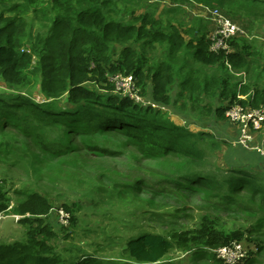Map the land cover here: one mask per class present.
Wrapping results in <instances>:
<instances>
[{
  "label": "trees",
  "instance_id": "trees-1",
  "mask_svg": "<svg viewBox=\"0 0 264 264\" xmlns=\"http://www.w3.org/2000/svg\"><path fill=\"white\" fill-rule=\"evenodd\" d=\"M119 1L0 0V130L10 127L34 137L41 150L51 155L72 149L71 135L76 142L89 136L101 143L98 136L110 139L123 133L141 156L169 159L170 166L165 169L164 164L165 170L153 173L128 174L118 183L152 198L174 196L180 203H185V196L205 192L207 201L214 200L212 207L232 206L264 218V170L219 164L215 156L223 142L205 129L187 127L194 123L175 122L166 111L190 113L200 120L206 116L224 119L225 110L235 103L261 105V51L235 38L229 40V51L211 50L207 22L187 26L181 21L184 9L178 2L182 0H172L178 4L164 9L159 18L146 11L135 14L128 7L126 21L116 16ZM189 1L219 8L235 19L264 14V0ZM29 17L43 29L27 30ZM157 44L165 47L167 55L149 62L144 50ZM112 46L121 49L112 50ZM228 66L244 72L253 83H243ZM117 73L136 80L142 102L117 93L108 78ZM36 88L43 96L40 101L33 94ZM85 147L110 152L107 145ZM23 196L13 211L29 214L18 220L29 225L27 239L8 244L0 238V264L86 263L84 258H61L49 244L47 239L55 236L46 220L51 202L37 192ZM5 200L0 188V212L6 209ZM201 218L198 230L144 231L129 237L124 245L127 259L152 264L162 261L174 247L187 248L189 242L200 243L201 238L200 244L216 249L244 236L240 230L216 229L207 214ZM71 221H75L73 214ZM262 249L259 245V252Z\"/></svg>",
  "mask_w": 264,
  "mask_h": 264
},
{
  "label": "rangeland",
  "instance_id": "rangeland-1",
  "mask_svg": "<svg viewBox=\"0 0 264 264\" xmlns=\"http://www.w3.org/2000/svg\"><path fill=\"white\" fill-rule=\"evenodd\" d=\"M178 3L184 9L180 17L183 24L190 26L194 23L198 25L207 22L210 31L213 30V24L207 19L206 13H203L205 5L189 0ZM177 4L172 0H120L115 11L121 21L128 20L129 12L126 9L128 7L135 14L146 11L159 18L164 9L175 7ZM28 20L27 30L35 32L43 29L39 24H33L31 17ZM235 20L244 29V33L235 39L261 51V55L264 56V14H259L255 18L238 17ZM135 48L140 49L139 44H136ZM113 49L118 51L121 46H112ZM144 55L149 62H153L167 54L165 47L157 44L151 50L146 47ZM243 80L248 82L249 78ZM262 81L261 79L260 85L264 84ZM85 85L98 92L103 91L100 86L90 82H85ZM33 94L37 100H42L43 96L37 88ZM166 111L170 118L176 121L178 119L183 125L185 123L198 125L197 123H207L211 119L210 116H206L204 120H200L190 113L177 112L173 109ZM188 126L191 130L197 131L191 128V125L187 124ZM73 136H70L72 149L59 155H51L41 150L34 137L29 138L10 127L0 130V188L7 199L6 209L0 214L5 217L16 215L19 218L29 216L15 214L13 211L24 198L23 195L37 192L45 196L52 205L46 220L51 231L55 233L54 237L47 240L61 258L70 261L84 258L86 259L84 264H134L127 259L124 250L129 237L144 231L198 230L202 223L201 217L207 214L214 221L216 229L225 233L234 230L244 233L243 238L237 241L241 244L244 255L234 264H264V218L260 215L237 211L232 206L212 207L214 200L207 201L204 198L205 192L185 196L183 198L185 203L176 201L174 196L165 199L161 196L152 198L148 194H140L139 191L128 188L117 180L128 174L141 175L169 169L170 163H166L170 162L169 159L141 156L134 147L135 143L123 133L110 139L98 136L101 143L94 142L89 136H83L82 140L76 142ZM88 144L107 145L110 152L93 153L85 147ZM230 148L232 153L230 159L225 158L226 151L222 154L223 157L220 156V151L216 152L215 160L217 161L219 157V162L220 158L223 162L219 164L249 169L258 165L264 166L262 154L258 153L260 154L258 157L247 152L251 150ZM247 159L261 163H248ZM177 206L183 208L178 210ZM60 209L67 214V224L60 222L58 212ZM72 214L75 217L73 223ZM252 227L254 229L247 231ZM29 229V225L17 222L16 227L2 243L25 242ZM1 233L0 229V236ZM203 240L204 238L200 239L201 242ZM200 243L189 242L187 248L174 247L162 261L152 264H223L215 254V249ZM259 245L263 247L261 252L258 250ZM250 259L254 260L249 263Z\"/></svg>",
  "mask_w": 264,
  "mask_h": 264
},
{
  "label": "built area",
  "instance_id": "built-area-1",
  "mask_svg": "<svg viewBox=\"0 0 264 264\" xmlns=\"http://www.w3.org/2000/svg\"><path fill=\"white\" fill-rule=\"evenodd\" d=\"M204 10L207 19L214 27L207 34L210 49L213 51H229V40L244 33L242 25L219 8L204 6ZM228 68L232 73L244 77V72L234 71L230 66ZM108 78L115 84L117 93L129 96L137 102L143 101L137 95L136 80L131 75L117 73L109 75ZM225 117L238 127L239 134L234 143L244 149L258 151L264 156V103L257 107L235 103L225 110ZM256 134H259V143L257 144L255 143ZM58 212L60 222L67 224V214L64 213L63 209ZM4 218L5 216L0 214V223ZM215 254L223 264H234L244 255V251L240 243L233 241L231 244L216 248Z\"/></svg>",
  "mask_w": 264,
  "mask_h": 264
},
{
  "label": "crops",
  "instance_id": "crops-1",
  "mask_svg": "<svg viewBox=\"0 0 264 264\" xmlns=\"http://www.w3.org/2000/svg\"><path fill=\"white\" fill-rule=\"evenodd\" d=\"M203 13H206L205 10L203 9ZM205 19V18H204ZM206 23V22H205ZM209 27H208V30H207V34H209ZM186 72L184 73H180L179 77L178 78H182L184 75H185ZM240 80H242V82H245L243 79L246 78V74L244 73V77L242 76H239L237 74H235ZM251 91V89L249 90ZM241 99H245L246 98V95H239ZM238 96V97H239ZM177 119V118H176ZM175 122L179 123L178 122V119L177 121L174 120ZM198 125L196 124H190L191 128H194L195 130H198L199 128L201 129H205L211 133H213L218 139H220L223 144L221 146V149L219 150L221 152V157H223V153L226 151L227 153V157L225 158H228L230 159V156H232V153H231V148L230 147H237V148H242L238 145H236L234 143V141L236 140L238 134H239V131H238V127L237 125H235L234 123L230 122L229 120H227V118L225 117L224 119H216L214 117H211V119H209V122L207 123H197ZM203 124H205L206 126H203ZM255 143H259V134H256L255 135ZM219 152V153H220ZM253 155H256L258 157H260V152L258 151H255V150H251V151H247ZM255 153V154H254ZM225 154V153H224ZM246 155V154H243V156ZM250 157V156H249ZM221 158H220V162H219V157H218V163H223L221 162ZM248 163H261L260 161H255L253 162V160L251 161H248V159L246 160ZM224 165V164H223ZM254 169H257V170H261L263 171L264 170V166L263 165H258V166H254L252 167ZM13 229V228H12ZM11 229V230H12ZM11 232V231H10Z\"/></svg>",
  "mask_w": 264,
  "mask_h": 264
},
{
  "label": "water",
  "instance_id": "water-1",
  "mask_svg": "<svg viewBox=\"0 0 264 264\" xmlns=\"http://www.w3.org/2000/svg\"><path fill=\"white\" fill-rule=\"evenodd\" d=\"M203 126H206L203 124ZM19 218L16 215L6 216L0 224V229L2 230L1 239H4L11 231L12 228L16 227Z\"/></svg>",
  "mask_w": 264,
  "mask_h": 264
},
{
  "label": "clouds",
  "instance_id": "clouds-1",
  "mask_svg": "<svg viewBox=\"0 0 264 264\" xmlns=\"http://www.w3.org/2000/svg\"><path fill=\"white\" fill-rule=\"evenodd\" d=\"M19 218V217H18ZM1 224V223H0Z\"/></svg>",
  "mask_w": 264,
  "mask_h": 264
}]
</instances>
